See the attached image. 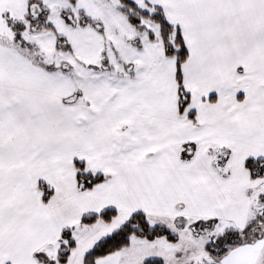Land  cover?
I'll return each mask as SVG.
<instances>
[{
    "label": "snow or ice",
    "instance_id": "obj_1",
    "mask_svg": "<svg viewBox=\"0 0 264 264\" xmlns=\"http://www.w3.org/2000/svg\"><path fill=\"white\" fill-rule=\"evenodd\" d=\"M0 264H264V0H0Z\"/></svg>",
    "mask_w": 264,
    "mask_h": 264
}]
</instances>
